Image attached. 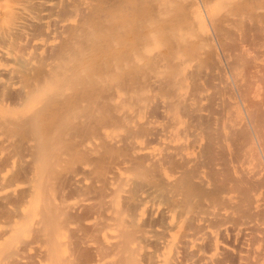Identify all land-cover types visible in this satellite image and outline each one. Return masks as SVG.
I'll return each instance as SVG.
<instances>
[{
  "label": "bare ground",
  "instance_id": "bare-ground-1",
  "mask_svg": "<svg viewBox=\"0 0 264 264\" xmlns=\"http://www.w3.org/2000/svg\"><path fill=\"white\" fill-rule=\"evenodd\" d=\"M0 264H264V0H0Z\"/></svg>",
  "mask_w": 264,
  "mask_h": 264
}]
</instances>
